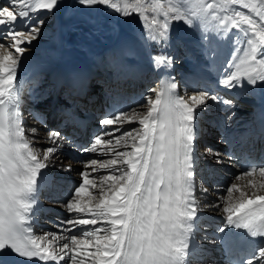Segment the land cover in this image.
I'll use <instances>...</instances> for the list:
<instances>
[{
  "label": "snow or ice",
  "instance_id": "1",
  "mask_svg": "<svg viewBox=\"0 0 264 264\" xmlns=\"http://www.w3.org/2000/svg\"><path fill=\"white\" fill-rule=\"evenodd\" d=\"M72 8L74 14L89 16L104 9L118 17L117 25L130 22L135 15L145 33L139 40L132 39L129 51L141 42L145 47H169L173 21L196 27L210 62L216 57L210 34L235 30L233 54L221 71L219 86L241 92L264 86V0H178L177 5L170 0L167 9L145 0H74ZM61 10H67L63 0L0 3V49L7 53L0 56V264H6L4 257L9 253L18 258V264H190L198 214L205 208L226 216L219 232L231 227L246 230L250 238H264V166L247 167L235 175L222 189L227 194L220 197L223 206L201 204L197 196L198 191L201 196L209 192L202 184L197 187V109L204 110L209 100L234 107V99L209 91L185 99L176 93V83L164 82L149 89L145 112L114 109L99 118L100 131L78 149L97 158L77 161L82 165L80 182L66 201L55 202L68 213L67 219L55 224V232L34 231L38 178L54 166L53 158L65 140L77 146L59 131L48 133L52 146L42 151L33 146L19 110L23 88L18 76L22 62L28 59L25 54L46 28L45 16ZM150 59L159 70L171 68L175 57L160 51L150 54ZM232 115L227 116L228 121ZM125 123L140 127L123 130ZM36 131L30 129L33 136ZM205 152L216 157L217 164L224 163L220 152L212 148ZM105 156L111 158L99 159ZM61 170L71 172L72 166L62 165ZM102 170L108 174L91 175ZM257 173L259 182L254 178ZM245 179L243 185L236 182ZM215 187L221 190V186ZM90 188L97 189V194L89 192ZM234 191L239 192L235 201ZM239 264H264V243Z\"/></svg>",
  "mask_w": 264,
  "mask_h": 264
},
{
  "label": "bare ground",
  "instance_id": "2",
  "mask_svg": "<svg viewBox=\"0 0 264 264\" xmlns=\"http://www.w3.org/2000/svg\"><path fill=\"white\" fill-rule=\"evenodd\" d=\"M5 0H0V3H4ZM146 3L150 5H155L156 3H160L163 5L165 9L170 7V0H145ZM74 4V0H67V3L65 5L67 6V10H61L60 11V17H62V23L57 24L54 27L49 28L46 26V28L42 32V36L39 41H34V47L25 55L28 57L27 60L22 62L20 74L18 76V80L21 81V87L23 90L26 89L27 85L33 84L32 88L30 90H33L35 88H40L43 91L49 90V88L45 85V81H42L44 83L38 82L40 78V74L42 71L46 69H52L56 68L61 62L64 60L67 61V63L75 70L67 72L68 67L64 70V74L66 76L75 77L80 76L82 70H86V66L93 64V62L96 64L101 63L99 67L103 69L106 66H109L113 61L117 54V45H120L124 48V54H127V58L129 59V65H128V71L129 77L127 80H135L136 84L138 85L139 89H144L146 86L147 79H152L153 75H156L157 73L154 72V69L152 68V71L149 70V64H151L150 54H155L161 51V49H164V52H171L175 53L178 52L179 54H182L181 52V43L190 40L193 41L192 43L186 45V48L190 50L191 55H195L198 57V63L203 66L204 69L211 73H217V76L220 77L221 71L225 65V63L230 59L231 55L233 54V36L231 35V32L228 34H210V41H211V48H214L216 51V57L214 61H209L206 59L204 51H203V45L201 43V32L198 28H188L183 22H172L171 25V33L173 32L177 39H172L170 41V46L167 48H161L159 46H148L145 47L143 43H137L135 45L134 50L129 51V46L132 43V39L136 38L139 40V37L145 33L144 28L142 27V24L140 20L134 15L133 18L130 19V22L124 23L123 25H117L115 23L116 19L118 17L115 14L108 13L104 9H100V11L93 13L91 16L87 14H74V9L72 8V5ZM178 0H171V5H177ZM181 7H185V5H179ZM149 16L152 15V12L149 11ZM72 16V18H71ZM160 19H163V17H159ZM53 26V25H52ZM223 36V39H220V37ZM210 48V50H211ZM171 50V51H170ZM223 50V51H221ZM95 52H99V55L94 58L93 61L89 62V58L92 57ZM225 54L226 60L223 62L219 58V56H222ZM3 55V53H2ZM6 55V54H5ZM142 59L145 63V67L139 65V61ZM179 62V61H176ZM97 65V64H96ZM98 66V65H97ZM91 67H94V65H91ZM135 71V72H134ZM174 65L171 68L163 69V72L165 74L169 73V79L171 80L172 75L174 74ZM217 71V72H216ZM57 82V81H55ZM39 85H42L39 87ZM94 85H90L87 88L91 89ZM247 87V85H246ZM208 91V88H206ZM226 93H232L238 97V99L243 102L240 106L246 107L248 104L249 106L247 108H239L234 115H232V119L230 121L227 120L228 111L224 114L227 122V128L232 134L234 135L228 137V142H233L234 140L240 138V139H246L250 136H253L255 134V127H254V115L252 112L251 105H253L255 102H261L264 100V86H261L258 84V86L255 89H249L246 92H241L240 90H231L228 91L224 89ZM212 92V91H209ZM38 91H36L32 98L34 99V102H37L38 107H42L43 103L41 101L35 100L37 97ZM40 95V94H39ZM138 96H135L133 99L136 100ZM131 100V99H129ZM248 103V104H247ZM214 104V102H212ZM141 105V103L135 105L133 109L138 108ZM220 105V104H219ZM223 105V104H221ZM147 109H143L140 112H145ZM199 108L197 109V111ZM224 110H229L231 112L229 106L225 105ZM203 111V110H202ZM201 110L199 112H202ZM233 113V112H232ZM217 120H222L224 117L223 115H215L214 116ZM28 123L35 124L36 127L33 126H26L28 128L27 134L30 139H34L33 146L37 149H40L41 151L49 146H52L50 142L48 141V133L50 132L47 128H45L43 125L38 123L36 120L28 118ZM123 126L126 128L130 126L140 127L138 123H125ZM25 127V126H24ZM35 128L36 131V137L31 136L30 129ZM26 131V128H25ZM63 136V135H62ZM223 144V142H221ZM74 147L70 146L67 143V140L64 141V145L61 148V150L55 154L53 158V165L52 167H49L48 169L44 170V175L42 178H38V191L36 193L37 197V204L34 209V231L37 234L46 233L49 231L55 232V224L56 220H64L67 219L68 213L65 211V209L58 203H55L56 201L52 200H62V192L64 189V185L71 184V178L72 174L71 172H65L61 170V165L64 163L65 155H70L69 151L73 150ZM124 148H119V151H124ZM222 154V158H224V163L221 164H213V161L210 159V163L213 164V166L209 165L208 163H205V166L211 167L215 169L222 168L221 173H224L225 176V182L228 180L230 172L234 171L236 169L235 162H231L227 155L223 152H220ZM89 157L91 159L97 158L94 153H90ZM194 155H197L194 153ZM213 157V156H211ZM101 158V157H99ZM110 157H104L103 159H110ZM89 160V159H87ZM86 160V161H87ZM216 160V159H215ZM77 162V161H74ZM69 163V162H68ZM199 161H196V168ZM73 165L72 172L78 171L79 168L77 166L81 164H70ZM231 165V166H228ZM201 167V166H200ZM91 172V168H89ZM201 170H204V166L200 168ZM213 169H207L209 171ZM206 172H209L207 171ZM197 171V169H196ZM101 175H106L107 170H102ZM91 173L93 176H99L98 173ZM106 172V173H104ZM98 174V175H97ZM203 174V173H202ZM76 175V174H75ZM207 175V174H204ZM51 176H54L52 180H50ZM257 175H254V177ZM79 180L78 178L74 179ZM219 179V178H216ZM257 182L260 181L259 175L255 177ZM222 180V179H221ZM223 182V183H225ZM238 184L243 185L246 183V179L242 181H236ZM208 188L209 190L213 191L212 188ZM216 189V187H214ZM93 189H89V192H93ZM245 191H251V189H244ZM235 195H233V201H235L239 197V192L234 191ZM197 196L201 197V204H211L209 203L212 201V203H221V200L219 197H217V201L213 200V196L211 200H209V197L206 195L201 196L200 192H197ZM65 199V196H63ZM85 202H87V195L83 198ZM53 202V203H52ZM63 202V201H61ZM95 203V202H93ZM52 204L57 205L58 207L62 208L63 210H60V214L54 215L51 212H48V207H50ZM207 208H205L202 212L198 214V226L194 229V237L198 235H204L201 236V240L204 242L206 247L208 249H212L214 254L213 257L215 259L220 260L221 256L219 253V246L216 239L215 234H208L210 231L216 229V224L214 222L213 215L221 216L224 215L221 211H209ZM225 216V215H224ZM45 217H50L53 221H42ZM223 219H226V216L223 217ZM36 221H42L46 222L47 226L43 225L41 222L36 223ZM91 227V226H89ZM202 230L200 231V229ZM77 233L80 231L79 228L76 229ZM103 234V233H102ZM212 240V242L210 241ZM198 255L205 256L206 253L199 252ZM63 264V262H61ZM213 264H216L215 262Z\"/></svg>",
  "mask_w": 264,
  "mask_h": 264
},
{
  "label": "rangeland",
  "instance_id": "3",
  "mask_svg": "<svg viewBox=\"0 0 264 264\" xmlns=\"http://www.w3.org/2000/svg\"><path fill=\"white\" fill-rule=\"evenodd\" d=\"M63 3L65 4V3H67V0H63ZM59 12L60 11H57V12H55V14L52 16V17H47V16H45V14L44 13H40L41 15H43V16H45V21H46V26H48L49 28H51V27H54V26H56L57 24H61L62 23V17H60L59 18ZM48 18V19H47ZM71 18H72V16H71ZM59 20H60V22H59ZM53 21H55V23H57V24H55V25H53L52 26V23H53ZM59 22V23H58ZM2 53H3V55H5V54H7L6 53V51H4V50H2V49H0V56H3L2 55ZM91 65H94V64H91ZM90 65V66H91ZM66 156V155H65ZM91 158H89V160H90ZM214 159V160H213ZM215 159H216V157H211V160L213 161V163H216L215 162ZM74 163H77V162H72L71 164H74ZM77 164H79V163H77ZM72 166V168H73V165H71ZM77 168H79L78 169V171H71V173L73 174L72 175V178H74V179H76V178H78L79 180L78 181H80L81 180V177H80V175H79V173H80V165L79 166H77ZM222 169V168H221ZM90 170V169H89ZM106 171V170H105ZM207 171H209V170H207ZM90 172V171H89ZM104 173H106V172H104ZM76 174V175H75ZM99 174V176L102 174V172H100V173H98ZM97 174V175H98ZM93 176V175H92ZM235 194V193H234ZM217 195V194H216ZM207 196L209 197V200H211V198H212V196H213V191H211V189L209 190V192L207 193ZM68 199V198H67ZM66 199V200H67ZM66 200H64V201H66ZM218 200V199H217ZM214 201H216V200H214ZM209 203H212V201H210Z\"/></svg>",
  "mask_w": 264,
  "mask_h": 264
}]
</instances>
